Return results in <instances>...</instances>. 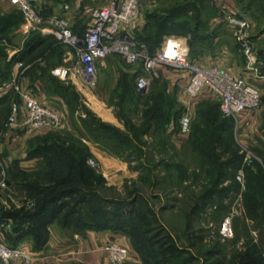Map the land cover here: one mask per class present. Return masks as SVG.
Returning <instances> with one entry per match:
<instances>
[{"label": "rangeland", "instance_id": "374dc122", "mask_svg": "<svg viewBox=\"0 0 264 264\" xmlns=\"http://www.w3.org/2000/svg\"><path fill=\"white\" fill-rule=\"evenodd\" d=\"M37 1L40 6L37 5ZM109 1L96 0L92 9L103 7ZM35 4L43 15H52L49 10L51 8L44 6L41 0H35ZM258 6L264 7V0L257 3L252 0H143L140 20L145 23L143 27L150 23L153 25L152 28L156 29L163 23L162 21L167 22L169 26L177 25L170 28L171 34L163 38L159 47L162 48L170 39H178L186 46L188 57L193 63L207 68H218L239 77L245 73L247 65L243 49L234 37L236 28L230 21L231 18L248 21L251 24L250 42L254 45L255 51H263L264 14L258 11ZM15 14L18 15L16 11ZM89 24L90 13H87L80 18L77 28L84 30ZM75 30L73 29L74 32ZM143 30L144 28L135 29L131 37L147 48H157L140 40ZM193 35L195 37L197 35V38ZM32 41L33 39L19 46L22 48L20 61L23 68L17 76V83L21 84L24 78H28V85L33 86L39 98L55 102L54 108L60 112L62 107L67 111L68 117L67 120L64 118V123L73 129L50 130L43 136L31 132L34 140L41 137L69 138L73 133L80 136L78 130H82V125L78 117L89 121L88 114L92 112L88 101L89 94L99 98L107 97L106 102L114 109L116 116L123 97L126 98L125 107L135 109L129 105L131 104L129 92L133 89L136 78L142 75L140 68L127 65L118 56L111 57V65L116 70L99 71L97 67L96 87L92 89L83 78L79 79V84L74 82L76 80L72 73L77 67L78 58L73 49L49 36L34 52L26 53ZM262 61L264 63V58ZM100 74L103 77L102 82H99ZM184 74L187 75L174 68L160 67L149 90L139 96L143 102H139L141 108L138 115L128 113V116L139 127L143 122L144 108L150 112L158 109L161 113L160 118L153 123L158 128L165 123L162 122L163 118L169 123L189 113L192 117L190 136L172 137L169 132L171 130L168 129L165 133L152 132L144 135L139 139L144 154L137 156V161L131 160L127 155L119 158L106 152L126 165V175L116 169L107 171L104 162L91 152L85 163V167L91 171V180L85 184L84 189L97 187L98 195L108 199L129 200V192L138 188L145 199L141 208L153 209L154 216L149 214V221L152 224L149 228L136 222L132 216H124L127 225H124L122 230H117L116 221L122 218L116 213L104 215L114 221L110 225L115 229L106 230L116 235L117 238L112 241L128 248L129 264H264V240L261 239L246 205L248 185L253 187L251 194L254 196L256 193L255 167L257 164L264 167V80L256 79V82H253L262 92L263 104L259 110L246 112L238 118H223L218 113L219 100L213 94L210 93L211 97L205 102L201 101L202 96L190 100L183 88L178 85L169 87V82L163 78L167 76L179 79L184 77ZM0 76L3 78L9 76L7 82L11 81L9 78H13L10 77V73L7 75V70L3 66L0 68ZM1 83L3 82L0 81V85ZM1 104L3 107L0 110V120L3 121L9 117L10 104L6 100H2ZM213 108L218 115L214 120L212 119L215 115H208ZM220 123L229 125L230 131L221 130L213 136L214 140H217L216 143H212L210 148L206 145L204 147L213 153V159H210L207 167L217 162L223 163L224 182L211 200L203 198L197 200L204 194L203 182L206 174L201 173L206 170V166L201 162L200 146L194 145V141L197 135L201 134L200 130L210 132L212 125L216 127ZM121 124L124 126L121 130L124 131L125 125L123 122ZM172 126L170 129L173 131ZM231 133L237 147V156L228 149L227 138ZM83 136L86 138V134ZM131 139L137 140L135 134H132ZM27 152H30V146ZM90 160H95L98 167H91ZM144 166L145 168H142ZM39 168L40 164L36 171ZM182 172L184 180L180 182L179 176ZM35 173L37 172L32 174ZM1 181H5L9 187V178L3 177ZM17 190L20 192L19 188ZM22 195L25 194L22 192ZM73 199L75 198L70 197L64 201L71 203ZM134 228L137 232L149 230V234L143 237L145 240L157 238L158 242L174 247L175 252L167 258H161L158 247L147 253L137 251L135 247L138 244L137 239L130 234ZM6 244L22 248L19 246L20 243Z\"/></svg>", "mask_w": 264, "mask_h": 264}, {"label": "trees", "instance_id": "16d2710c", "mask_svg": "<svg viewBox=\"0 0 264 264\" xmlns=\"http://www.w3.org/2000/svg\"><path fill=\"white\" fill-rule=\"evenodd\" d=\"M252 2L257 3L259 0H252ZM251 4L253 5V3ZM255 5L257 6V4ZM258 11L264 14V7L258 6ZM16 13L18 14L17 16L14 15L9 19H2L0 21V29L9 25L12 26L18 24L21 20L20 17L23 19V15L19 11L16 10ZM162 22L163 23H161L157 29L152 28L153 25L148 23L144 27L143 34H141L142 36H140L141 41L157 47L153 49L146 47L150 55H155L161 49L159 46L162 43L163 38L166 35L171 34L170 28L172 26H177L171 24V26H169L167 22ZM193 36L194 38H197V35L196 37L195 35ZM45 42L46 40L36 37L33 39L31 45H29L28 50L34 52L39 45ZM257 55L260 72L264 75V63L262 61V58H264V50L257 52ZM7 75H9L8 72ZM8 77L4 78L5 80L2 81L3 83L1 84H4ZM136 80L133 89L129 92L131 103L129 105H132L135 109H131L130 107L127 109L125 107L126 98L123 97L119 113L117 114V118L125 125L124 131L113 125L102 122L94 113L89 112V121L82 117H78V120L82 125V130H78L80 136H76L72 132L73 135L70 134L69 138L53 137L48 139L46 137H41L31 142L30 154H32L33 158L40 160L41 168H39L38 172L35 174L21 173L12 176L10 178L9 186L13 188L16 187L17 189L19 188L20 192L25 194V203L33 202L32 207L29 208L25 205L18 210H8L3 212V216L4 218H10L16 221L17 229L19 231L24 230L23 228L25 224L29 225L27 229L34 239L33 244L35 250L40 251L46 247L49 239V229L53 224H58L63 229L73 230V232L81 234H84L86 231L102 232L106 230H114L115 228H117V230H122L124 225H127V222L124 221V216H132L136 222L142 224L145 228H149L152 225L149 221V214L154 216L153 209L141 208L145 199L138 188L129 192V200L122 198L108 199L104 196L98 195V192H96L97 187L84 189L85 184L90 183L89 180H91V171L85 167L88 157L91 156V151L87 142L96 144L108 154L118 156L119 158H124V156L127 155L131 160L137 161V156L144 154L142 143L139 142V139L142 138V136L152 132H154V134L160 132L165 133L167 132V129L171 130L169 132L172 137L179 134V121L181 117L169 123L168 120L166 122V118H163L162 122L165 121V123L158 128L153 125L155 120L160 118L159 116L161 113L158 109L150 112L149 110L146 111L144 108L142 111L143 122L141 126L138 127L134 121L132 122L128 115H138L139 108H141L139 105L143 102L142 99L139 98L141 94L137 91ZM12 98L13 93H10L9 96L5 97L3 100H6L11 104ZM9 109L10 116L11 105H9ZM210 112L211 113L208 115H215L212 120L218 118L216 109L214 110L213 108ZM218 113L223 118H230L225 117L221 113L220 103L218 106ZM207 120H210V118H207ZM171 125H173V131L170 129ZM229 127V125L224 123H220V125L218 124L216 127L212 125L210 132L200 130L201 134H198L196 141H194V145L196 144L200 146L201 162L206 166V170L201 173V175L206 174L205 182H203L204 194L198 197L197 200H201L202 198L203 200H211L212 197L216 196L219 187L222 186L224 182L223 163L217 162L216 164L207 167L209 166L207 164L210 163V159H213V153L210 149H205L204 145H206L207 148H210L212 143H216L217 141L214 140L213 136L217 135L221 130L223 132L230 131L231 128L229 129ZM84 133L86 134L87 139L83 136L85 135ZM132 134H135L137 140L134 141L131 139ZM219 142H221V140H219ZM227 142L229 151L237 156V147L233 141L232 133L228 136ZM34 143L37 144L34 145ZM158 145L160 146V143ZM142 168H145V166ZM255 168L256 184L254 189L256 190V193L253 191V193H255L253 196V194H251L253 187L248 185L246 205L250 217L256 223V229L260 232L261 239L264 240V167L257 164ZM12 170L20 171L21 169L19 165H15L12 167ZM183 176L184 173L182 172L179 176L180 182L184 180L182 179ZM70 197L75 198L71 203L64 201ZM112 213H116L119 218H122L116 221L117 226L115 228L110 225L111 222H114L113 219L104 216ZM130 234L137 239L138 244L135 246L137 251H144L147 253L149 250H154L158 247L161 253V258H167V256L172 255L175 252L174 247L167 246V243L163 244V242H158L157 238L145 240L143 237L146 234H149V230L137 232L134 228L131 229ZM9 246L13 248L18 247L12 245Z\"/></svg>", "mask_w": 264, "mask_h": 264}, {"label": "built area", "instance_id": "2783aa9c", "mask_svg": "<svg viewBox=\"0 0 264 264\" xmlns=\"http://www.w3.org/2000/svg\"><path fill=\"white\" fill-rule=\"evenodd\" d=\"M23 15L25 24L34 32L48 33L61 44L74 50L78 58L73 77L83 78L94 89L98 63L111 57H120L133 67L140 68L142 75L136 80V88L143 95L157 75L161 66L174 68L188 75L185 92L190 100L198 99L205 90H210L219 100L221 113L225 117L238 118L246 112L262 107L261 90L253 83L264 80L259 69V59L251 39V24L246 20L231 18L230 24L236 30L234 37L243 49L246 71L235 77L218 68H207L193 63L186 46L180 40L170 39L155 54L131 37L143 11V0H111L107 5L92 12L91 25L83 37L77 36L64 14L45 16L35 4V0H7ZM68 7H65L66 12ZM18 66V65H17ZM13 90L11 113L6 125L10 132H41L59 130L65 125L64 117L54 109L42 105L29 90L22 89L17 81L7 86ZM192 132V117L189 113L179 121V137L187 138ZM89 165L98 167L95 160ZM110 264H129L130 252L127 247L111 242L105 247ZM0 261L2 264H37L22 248H13L0 241Z\"/></svg>", "mask_w": 264, "mask_h": 264}, {"label": "crops", "instance_id": "0c3cea01", "mask_svg": "<svg viewBox=\"0 0 264 264\" xmlns=\"http://www.w3.org/2000/svg\"><path fill=\"white\" fill-rule=\"evenodd\" d=\"M44 6H49L52 15L64 14L70 21L71 27L76 29L75 33L79 37H83L91 25L92 22V5L96 0H41ZM111 1V0H110ZM109 1V2H110ZM108 2V3H109ZM107 3V4H108ZM106 4V5H107ZM37 5L40 4L37 1ZM52 6H54L52 8ZM65 7H68V11H64ZM47 10V9H46ZM15 9L10 5L7 0H0V21L2 19H9L15 14ZM92 11V12H91ZM90 13V24L85 27L84 30H79L77 28L78 22L83 15ZM50 14V15H51ZM18 24L12 26H7L0 29V68L5 67L8 74L10 73L11 81L7 80L4 84L0 85V110L3 107L1 101L13 93L12 89H8L7 86L13 81H17V76L23 68V64L20 61V51L22 48L19 46L27 41H31L36 37H40L47 40L49 36L53 37L48 33H39L32 31L23 21L22 17ZM139 24L135 29H143L144 24L142 19L138 22ZM54 38V37H53ZM30 51L27 50L26 53ZM112 58H108L98 63L99 71L112 72L115 69L111 65ZM18 65V66H17ZM165 67V66H161ZM245 73H243L244 75ZM242 75V76H243ZM234 76V75H233ZM241 76V75H240ZM239 76V77H240ZM238 77V76H235ZM163 78L169 82V87L179 86L184 89L187 85L188 75L184 74V77L170 78L163 76ZM79 79L76 78L74 82L79 84ZM102 74L99 75V82H102ZM5 79L0 76V81ZM28 78H24L19 86L24 90L31 91L32 94L37 98V100L44 106L54 109L56 112L60 113L64 118L68 117L67 111L62 107L61 112L54 108L55 102H50L47 100H42L34 92L33 86L28 85ZM213 94L210 90H205L202 93L201 101L205 102ZM187 96V95H186ZM107 98V97H105ZM99 98L98 96H92L89 94L88 101L90 109L92 112L104 123L113 125L119 129H123L124 126L121 124L120 120L117 118L114 109L110 108L106 102V99ZM188 98V97H187ZM6 117L3 121L0 120V241L4 243H20L19 246L22 247L26 252H28L32 257L37 259V264H110L108 255L105 251V247L116 239V235L110 232H94L86 231L84 234L73 232V230L63 229L58 224H53L49 229V239L46 247L40 251L34 248V239L28 232L27 224L24 225V230L19 231L17 229V222L10 218H4L3 212L12 209H21L25 205L27 207L32 206V202L25 203V196L22 192H19L17 188L7 187L6 182L1 181V178H11L16 174H32L36 171L40 160L33 158L30 152H27L28 147L35 138L32 134L25 131L10 132L7 130V119ZM63 129L67 131H72V127L69 124H65ZM49 130H43L37 132V135L43 136L44 133ZM88 146L91 149L92 154L98 157L102 162H104L107 171L118 170L122 171L126 175L127 167L124 163L116 160L115 158L108 155L106 152L102 151L96 144L89 143ZM19 165L20 171H13L12 167ZM0 264L1 261H0ZM22 264V263H14Z\"/></svg>", "mask_w": 264, "mask_h": 264}]
</instances>
